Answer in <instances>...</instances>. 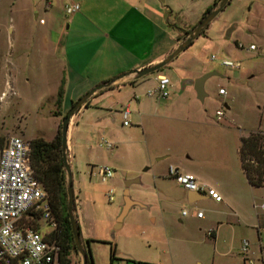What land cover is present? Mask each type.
Masks as SVG:
<instances>
[{
	"label": "rangeland",
	"instance_id": "374dc122",
	"mask_svg": "<svg viewBox=\"0 0 264 264\" xmlns=\"http://www.w3.org/2000/svg\"><path fill=\"white\" fill-rule=\"evenodd\" d=\"M60 1L63 4L64 0L58 3ZM43 2L50 3V0H0V145L11 136L53 140L70 110L69 103L61 106L60 119L55 125L53 114L56 112L51 103L37 104L38 99L49 94V78L36 72L34 64L30 65L28 74L29 62L27 64L20 56L24 54V48L19 50L22 43L24 45L29 38H39L43 28L34 18L35 14L48 23L65 20L62 9H42ZM184 31L178 36L179 43L183 41ZM204 34L206 37L199 35L157 72L166 75L172 85L173 103L163 116H146L148 121L143 127L136 124L149 101L146 91L156 86L153 73L125 91L118 93L109 89L92 99L94 104H102L110 111L111 116H104L102 120L106 133L96 129L84 139L80 136L82 126L78 120V127H74L69 137L70 146L65 156L71 175L74 214L79 239L84 246L88 242L90 264L173 262L177 253L192 245L190 234H196L201 223L189 220V215L182 216V211L188 213L189 208L180 204H165L167 222H164L158 197L145 185L152 184L151 173L145 169L155 165L156 158L161 156L174 159L187 155L192 158L191 169L204 167L208 180H227L231 176V166L237 167L240 136L256 132L264 136V0H229L206 26ZM250 45L253 49H249ZM212 55L230 60L237 67H224L218 60H211ZM203 68H216L212 71L217 76L208 78L204 84L206 97L200 101L193 86L185 80L189 77L187 74L202 76L205 74ZM8 74L13 90L3 96ZM219 87L225 90V96L218 95ZM158 101L162 104L165 100ZM126 105L130 111L131 125L128 127L121 126L119 113ZM217 109H223L221 121L214 117ZM149 110L158 114L153 108ZM102 140L112 141L115 146L112 152L100 146ZM106 166L112 170V176L102 182L97 170ZM135 172L142 174V179L126 186L127 181L136 178ZM66 180L65 172V187ZM110 190L113 202L107 198ZM125 190L131 200L151 207L143 208L136 202L120 226L114 228ZM181 191L176 185L168 187L171 198L180 197ZM230 192L227 190L228 194ZM228 194L224 195V201ZM245 196L250 208L245 223L255 225L256 244L264 247V213L259 208L264 198V184L259 188L246 186ZM199 208L208 215L204 204ZM249 256L252 258L250 250ZM67 259L68 264L82 263L77 250L70 251Z\"/></svg>",
	"mask_w": 264,
	"mask_h": 264
},
{
	"label": "crops",
	"instance_id": "0c3cea01",
	"mask_svg": "<svg viewBox=\"0 0 264 264\" xmlns=\"http://www.w3.org/2000/svg\"><path fill=\"white\" fill-rule=\"evenodd\" d=\"M213 1L215 0H73L72 2L64 0L63 4H60L61 1L58 3V0H50L49 6L48 2L42 3V9L58 7L63 10L64 14L67 4L77 3L79 6L77 12L71 15L65 14L63 22L48 23L44 20L40 23L39 20L43 18H38L35 14L34 18L38 19V24L43 27L39 38H29L24 45L22 43L19 49L24 48V54L20 56H23L27 64L29 62L28 74H30V65L34 64L36 72L38 70V73H44L49 78L47 86L49 94L38 99L37 104L42 105L44 101L51 103L53 111L56 112L53 114L55 125H58L60 119L61 106L69 103L71 108L72 103H75L86 92L97 85L113 81L108 87L96 91L89 97L86 106H82L73 114L72 119L70 118L67 134L68 148L70 146L69 137L74 127H78V120L82 126L79 129L80 136L84 139H87V136L96 129L103 134L106 133L102 120L104 116H111L110 111H106L102 104H94L92 99L109 89L120 93L129 86L134 87L144 82L145 76L135 79L132 71L154 65L170 54L179 44L178 36L181 31L195 25ZM201 36L206 37L205 34ZM203 69V73L216 70V68ZM157 75L156 73L153 75L156 83ZM187 75L189 77L185 81L192 85V81L198 76ZM5 83L4 94L7 92L10 94L13 90L10 74ZM60 87L62 97L57 103L56 95ZM193 92L195 94L194 89ZM172 95L171 91L170 97L162 104L156 98L147 97L149 101L145 106L146 110L136 124L143 127L148 121L145 119L146 116H163L165 110L173 103ZM223 106L228 109L225 103ZM150 108L158 111V114L149 112ZM262 114H264V106ZM98 125L101 127L98 128ZM236 154L237 167L231 166V176L227 180H208L205 177L204 167L191 169L192 158L187 155L174 159L164 155L156 158L155 165H149L145 169V171H150L152 183L145 185L158 197V206L164 222H167V215L163 208L165 204H180L182 207L189 208V220L196 219L201 223L197 233L190 234L192 245L177 253L175 260L170 264H244L241 255L243 240L250 244L249 250L253 264H264V247L256 244L258 234L253 229L255 225L250 222L245 223L250 212L245 196L246 186L252 187L241 170L238 147ZM169 166H174L181 172L193 174L201 191L189 192L181 188L167 176ZM135 175L140 178L136 176L129 181L140 182L143 175L138 172H135ZM170 185H176L182 190L180 197L171 198L168 193ZM206 188L216 191L221 200L215 202L207 197L203 192ZM227 190L231 191L230 194ZM225 194L228 195L227 200L224 201ZM133 202L135 204L138 202L143 208L151 207L137 200ZM123 204L124 201L116 216V223ZM201 204L206 206L208 215H205L204 211L199 208ZM195 209L203 211L202 218L198 219L192 215ZM151 220L155 221V218ZM116 223L114 228H117Z\"/></svg>",
	"mask_w": 264,
	"mask_h": 264
},
{
	"label": "built area",
	"instance_id": "2783aa9c",
	"mask_svg": "<svg viewBox=\"0 0 264 264\" xmlns=\"http://www.w3.org/2000/svg\"><path fill=\"white\" fill-rule=\"evenodd\" d=\"M49 6L50 4L47 3ZM77 3L67 4L65 14L77 12ZM40 23L43 20H39ZM249 49H253L250 45ZM220 65L235 68L237 65L230 60L211 56ZM171 83L164 74L157 75L154 89L148 90L146 96L166 100L170 95ZM218 94L225 96V90L218 89ZM122 126H130V111L128 106L120 112ZM217 121L224 117L223 109L214 112ZM100 145L111 151L114 145L102 140ZM29 140L18 136L7 138L0 147V264H59L61 245L59 238L62 229L56 211L52 208L47 191L34 177L30 166ZM97 175L102 182L111 178L109 167H99ZM167 176L189 192L201 191L196 177L191 173L179 171L174 166L167 167ZM205 195L215 202L221 200L216 191L210 188L203 190ZM109 202H113V194L107 193ZM259 208L264 213V198ZM185 210L182 216H187ZM196 218L203 217V211L195 209ZM264 219V214L262 215ZM241 255L244 264H253L249 256V242H241Z\"/></svg>",
	"mask_w": 264,
	"mask_h": 264
},
{
	"label": "trees",
	"instance_id": "16d2710c",
	"mask_svg": "<svg viewBox=\"0 0 264 264\" xmlns=\"http://www.w3.org/2000/svg\"><path fill=\"white\" fill-rule=\"evenodd\" d=\"M219 1L220 0L213 1L211 5H209L204 10L198 22L193 25L189 30L184 31L183 40L188 36L190 31L199 23V21L218 4ZM204 30L201 32L200 36L204 35ZM178 41H180L179 38ZM161 70L162 69H160L158 72H160ZM61 97L62 89L60 87L56 95L57 103L60 101ZM73 104L74 103H72V105ZM86 104L87 100L85 101L83 106H86ZM29 144L31 151L30 166L33 171V175L47 191L50 204L58 215V219L62 229V235L59 238V244L61 245L59 264H68L67 256L70 251H75L76 247L71 233V227L69 224L66 209L67 189L65 187V172L62 161L60 133H57L54 139L51 141H45L41 138H33L29 140ZM1 146L2 145H0V147ZM238 157L241 170L244 173L248 184L252 188L262 187L264 184V136L256 132L249 133L245 137H240L238 146ZM73 211H75L74 205ZM87 246L88 242H86L85 247L89 257L88 264H90L91 257ZM111 251L113 252V250ZM110 258H113V253H111Z\"/></svg>",
	"mask_w": 264,
	"mask_h": 264
},
{
	"label": "water",
	"instance_id": "95a60500",
	"mask_svg": "<svg viewBox=\"0 0 264 264\" xmlns=\"http://www.w3.org/2000/svg\"><path fill=\"white\" fill-rule=\"evenodd\" d=\"M229 0H220L218 4L208 13L205 17H203L199 23L190 31L188 36L177 45V47L168 54L164 59H162L160 62L151 65L149 67L142 68L140 70H134L132 71V74H134L135 79H140L144 76H147L149 74L157 73L160 69L165 67L171 60H173L175 57L178 56L180 52L185 50L194 39H196L201 32L206 28V26L210 23L212 19H214L219 12L223 10V8L228 4ZM217 76L216 72H208L203 74L202 76H199L195 78L192 81V86L196 94V98L198 100H202L205 96L203 85L206 79ZM113 81H108L106 83L97 85L90 91L86 92L84 95H82L70 108V110L67 112V114L64 116V118L61 121V129H60V141H61V152H62V161L64 165V169L66 172V189H67V214H68V220L71 227V233L73 236L74 244L76 247V250L80 253L82 257V263L81 264H88L89 263V257L86 251V247L82 244V242L79 239V228L76 223V219L74 216L73 211V193H72V185H71V175L69 170V165L66 161V149H67V129L69 120L72 117V115L77 112L85 103V101L91 97L96 91L108 87L110 84H112ZM132 181H127L126 186H128ZM123 201L124 204L122 206L121 212L117 218L116 227H118L119 223L122 221L123 217L126 215L127 211L135 205L133 201L130 200L128 196L127 190L124 191L123 194Z\"/></svg>",
	"mask_w": 264,
	"mask_h": 264
},
{
	"label": "bare ground",
	"instance_id": "6f19581e",
	"mask_svg": "<svg viewBox=\"0 0 264 264\" xmlns=\"http://www.w3.org/2000/svg\"><path fill=\"white\" fill-rule=\"evenodd\" d=\"M3 96H5V94L3 93Z\"/></svg>",
	"mask_w": 264,
	"mask_h": 264
}]
</instances>
